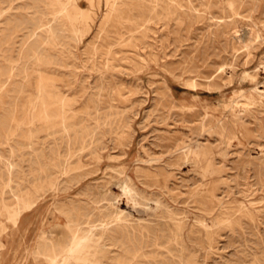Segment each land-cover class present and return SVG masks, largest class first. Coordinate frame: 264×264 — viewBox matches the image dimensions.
Segmentation results:
<instances>
[{
	"label": "rangeland",
	"instance_id": "1",
	"mask_svg": "<svg viewBox=\"0 0 264 264\" xmlns=\"http://www.w3.org/2000/svg\"><path fill=\"white\" fill-rule=\"evenodd\" d=\"M263 91L264 0H0V264L113 228L125 185L148 233L102 264H264Z\"/></svg>",
	"mask_w": 264,
	"mask_h": 264
},
{
	"label": "bare ground",
	"instance_id": "2",
	"mask_svg": "<svg viewBox=\"0 0 264 264\" xmlns=\"http://www.w3.org/2000/svg\"><path fill=\"white\" fill-rule=\"evenodd\" d=\"M46 2V1H45ZM56 2V1H55ZM58 2V1H57ZM68 2H69V0H68ZM74 2V1H73ZM63 3V2H62ZM115 1H113L112 2V7L113 8H115ZM46 4V3H45ZM56 4V3H55ZM65 4V3H64ZM61 5H63V4H61ZM75 5V4H74ZM233 5V4H232ZM60 6V5H59ZM73 6V5H72ZM234 6V5H233ZM50 7V6H49ZM58 7V6H57ZM61 7V6H60ZM71 7V6H70ZM69 7V8H70ZM228 7V6H227ZM54 8V7H53ZM75 8L77 9V6H75ZM62 9V8H61ZM65 9V8H64ZM80 9V8H79ZM110 9H112V8H110ZM230 9V8H229ZM59 10H60V8H59ZM63 11V10H62ZM71 11H72V8H71ZM80 13V12H79ZM3 14V13H2ZM232 16V15H231ZM236 16V15H235ZM67 18V17H66ZM69 21V20H68ZM248 33V32H247ZM224 68V67H223ZM220 71V70H219ZM41 82V81H40ZM188 84V83H187ZM190 84H192V83H190ZM208 84H209V82H208ZM191 87H192V85H190ZM42 87H43V85L42 84H39V87H38V90H39V93H41L42 92ZM251 88H256V87H251ZM234 90V89H233ZM252 90V89H251ZM258 90V89H257ZM253 91V90H252ZM256 92V91H255ZM259 92V91H258ZM264 92V91H263ZM254 93V92H253ZM260 93V92H259ZM54 94V93H53ZM257 94V93H256ZM249 95V94H248ZM42 97V96H41ZM41 97H40V99H41ZM254 98V97H253ZM62 99V98H61ZM43 100V99H42ZM59 100V99H58ZM248 100H250V99H248ZM253 100V99H252ZM41 101V100H40ZM61 101V100H60ZM243 101V100H242ZM255 101V100H254ZM253 101V102H254ZM43 102V101H42ZM41 102V103H42ZM51 103H53V102H51ZM55 103V102H54ZM239 103V102H238ZM252 103V102H251ZM250 104V103H249ZM50 105V104H49ZM252 105V104H251ZM44 106V105H43ZM48 107V106H47ZM46 108V107H45ZM251 108V107H250ZM242 109V108H241ZM44 110V109H43ZM240 111H242V110H240ZM39 112V111H38ZM63 112V111H62ZM45 113V112H44ZM246 113V112H245ZM244 113V114H245ZM251 113V112H250ZM239 114V113H238ZM246 114H248V113H246ZM37 115V114H36ZM209 115V114H208ZM238 116V115H237ZM240 116V115H239ZM225 117V116H224ZM232 117V116H231ZM230 118V117H229ZM233 118V117H232ZM231 118V119H232ZM235 120H236V118H235ZM240 120V119H239ZM242 120V119H241ZM245 120V119H244ZM206 123V122H205ZM229 123V122H228ZM231 123V122H230ZM229 123V124H230ZM222 124V123H221ZM233 124V123H232ZM244 124V123H243ZM224 125V124H223ZM221 128V127H220ZM210 130V129H209ZM201 133H202V131H201ZM192 140V139H191ZM194 141H196V140H194ZM230 141V140H229ZM197 142V141H196ZM185 143V142H184ZM189 143V142H188ZM183 144V141H182V143H181V145ZM190 144H192V143H190ZM181 145H180V147H181ZM198 145V144H197ZM188 146V145H187ZM186 146V147H187ZM192 146V145H191ZM179 147V146H178ZM185 147V146H184ZM183 147V148H184ZM194 147L195 146H193V148H192V150L194 149ZM188 148V147H187ZM186 148V149H187ZM185 149V150H186ZM84 150V149H83ZM185 150H184V152H185ZM187 150H189V148L187 149ZM186 150V151H187ZM183 151V150H182ZM181 152V151H180ZM193 153V152H192ZM191 153V154H192ZM206 153V152H205ZM181 154V153H180ZM188 154H189V152H188ZM188 154H187V157H188ZM185 155V154H184ZM195 155V157H196V153L194 154ZM202 155V154H201ZM184 157V156H183ZM198 157V156H197ZM200 157V156H199ZM198 157V158H199ZM186 158V157H185ZM110 159V158H109ZM204 159V158H203ZM193 160V159H192ZM194 160H195V158H194ZM197 160V159H196ZM200 160V159H199ZM203 161V160H202ZM136 162V161H135ZM194 162V161H193ZM209 163V162H208ZM199 164V163H198ZM210 166V165H209ZM210 168H211V166H210ZM111 169V168H110ZM60 173V172H59ZM117 173V172H116ZM38 175V174H37ZM120 176V175H119ZM114 178V177H113ZM112 178V179H113ZM206 182V181H205ZM47 184V183H46ZM50 184H52V183H50ZM55 184V183H54ZM121 185V184H120ZM41 187V186H40ZM47 187V186H46ZM49 187V186H48ZM49 188H51V187H49ZM53 188H54V185H53ZM121 188V189H120ZM119 188V195H117V197L118 196H120L123 200H121V199H119V200H121V202H123L125 205H126V208L125 209H127V211L126 212H118L117 211V208L116 207H118V206H114V208H116L114 211L116 212V214H120V216L119 217H116V219H115V223H114V226L113 225H111V226H113V228H111L110 226H109V224L108 223H105V221H103L105 224H103V225H100V227L99 228H89L88 226H87V228H89V229H87L86 231H83V232H80L78 229V231H76V232H74V233H72V235L70 236V239L68 240V243L66 242V244H64V243H62L63 245H60V246H58V244H56V243H53V242H49L50 243V248L46 251V252H44V253H42V255H44L45 256V258H46V260H47V262H48V264H102V260H101V257L103 256V251H104V247H105V244H103L102 242H103V240L105 239V236L111 231V232H113V230H115V232L116 231H120V233H122L121 235H124V234H135L137 231V233H141V234H144V233H148V228H147V226L144 224V220L143 221H139V222H137L136 223V225H134V224H132V223H130V220H129V216L130 217H132L133 216V214L132 213H134V212H132V211H134L135 210V208H133V207H131V209H133V210H131V209H129V206H130V204H131V199H132V196L133 195H135V194H132V191L125 185V186H121ZM37 189V188H36ZM47 189V188H46ZM40 190V189H39ZM49 190V189H48ZM55 190V189H54ZM37 191V190H36ZM45 191V190H44ZM35 192V191H34ZM36 193V192H35ZM207 194V193H206ZM197 195H198V193H197ZM25 196H26V194H25ZM35 196V195H34ZM33 196V197H34ZM138 196H139V194H138ZM200 196V195H199ZM206 196V195H205ZM116 197V196H115ZM138 198V197H137ZM27 199V198H26ZM104 199V198H103ZM113 199V198H112ZM111 199V200H112ZM118 199V198H117ZM202 199V198H201ZM16 200V199H15ZM21 201H23L22 199H21ZM105 201V200H104ZM115 201V200H114ZM143 201H145V199H143ZM158 201H160V200H158ZM15 202H17V201H15ZM112 202V201H111ZM133 202V201H132ZM209 202V201H208ZM211 202V201H210ZM20 203V202H19ZM23 203H24V201H23ZM22 203V204H23ZM27 203V202H26ZM134 203V202H133ZM132 203V204H133ZM212 203V202H211ZM21 204V205H22ZM30 204H31V202H30ZM131 204V205H132ZM210 204V203H209ZM209 204H207V205H209ZM17 205V204H16ZM36 205V204H35ZM109 205V204H108ZM5 209L7 208V206L5 205V204H3L2 205ZM1 206V207H2ZM15 206V205H14ZM20 206V205H19ZM111 206V205H110ZM113 206V205H112ZM119 206H121V205H119ZM122 206H124V205H122ZM136 206V205H135ZM153 206V205H152ZM212 207H213V205H211ZM10 207V206H9ZM21 207V206H20ZM75 207V206H74ZM157 207V206H156ZM161 207V206H160ZM19 208V207H18ZM26 208H28L29 209V205H27L25 208H24V210L26 209ZM70 208H72V207H70ZM76 208V207H75ZM111 208V207H110ZM113 208V207H112ZM112 208H111V210H112ZM121 208H124V207H121ZM120 208V209H121ZM17 209V208H16ZM20 209V208H19ZM21 209H23V208H21ZM107 209V208H106ZM140 209V208H139ZM143 211L144 212H147L148 210H150L148 207H146V206H144L143 208ZM158 209V208H157ZM72 210H74V209H72ZM119 210V209H118ZM124 209H121V210H119V211H123ZM152 210V209H151ZM160 210V209H159ZM203 210H205V209H203ZM3 211V210H2ZM5 211V210H4ZM7 211V210H6ZM10 211H13V210H10ZM17 211H19V210H16V212L14 213V211H13V213H10L9 212V217H10V220L13 222V224H15L16 223V221H17V217H18V215H19V213H20V211L19 212H17ZM23 211V210H22ZM71 211V210H70ZM157 211V210H156ZM168 211V210H167ZM206 211V210H205ZM209 211V210H208ZM110 212V211H109ZM112 212V211H111ZM153 212V211H152ZM170 212H171V210H170ZM210 212V211H209ZM7 213V212H6ZM141 213H143V212H141ZM150 213V212H149ZM169 213V212H168ZM69 214V213H68ZM105 214H106V212H105ZM113 214V213H112ZM111 214V215H112ZM151 214V213H150ZM166 214V213H165ZM103 215H104V213H103ZM145 215V214H144ZM148 215V214H147ZM162 215H164V214H162ZM173 215V214H172ZM110 216V215H109ZM117 216V215H116ZM155 216V215H154ZM158 216H160V215H158ZM37 217V216H36ZM114 217V216H113ZM150 217V216H149ZM105 218V217H104ZM108 218V217H107ZM171 218H173L174 219V215H173V217L171 216ZM179 218V217H178ZM220 218V217H219ZM71 219V218H70ZM102 219V218H101ZM106 219V218H105ZM147 219V218H146ZM161 219V218H160ZM176 219V218H175ZM174 219V220H175ZM103 220V219H102ZM169 220H170V217H169ZM88 221V220H87ZM86 221V222H87ZM109 221V220H108ZM113 221H114V219H113ZM171 221V223H172V219L170 220ZM179 221V220H178ZM185 221H186V219H185ZM197 221V220H196ZM199 221V220H198ZM217 221V220H216ZM222 221H226L225 219L224 220H222ZM95 222V221H94ZM93 222V223H94ZM101 222V221H100ZM143 222V223H142ZM147 222V221H146ZM163 222V221H162ZM174 222V221H173ZM201 222V221H200ZM199 222V223H200ZM135 223V222H134ZM156 223V222H155ZM182 223V222H181ZM185 223V222H184ZM228 223H230V222H228ZM77 224V223H76ZM79 224V223H78ZM154 224V223H153ZM173 224V223H172ZM176 224V232L175 233H172L173 234V237L174 238H178L179 237V235L181 234V226H182V224L180 225V223H175ZM198 224V223H197ZM213 224V223H212ZM219 224V223H218ZM227 224V223H226ZM70 225V224H69ZM99 225V224H98ZM171 225V224H170ZM199 225V224H198ZM203 225V224H202ZM227 225H229V224H227ZM17 226V225H16ZM74 226V225H73ZM162 226V225H161ZM160 226V227H161ZM165 226V225H164ZM168 226V225H167ZM172 227V226H171ZM208 227H210V226H208ZM67 228V227H66ZM73 228V227H72ZM76 228V226H74V229ZM78 228H79V226H78ZM86 228V227H85ZM207 228V227H206ZM80 229V228H79ZM82 229H84V227L82 228ZM160 229V228H159ZM168 229V228H167ZM203 229V228H202ZM213 229V228H212ZM67 230H68V228H67ZM85 230V229H84ZM153 230V229H152ZM163 230H165V227H164V229ZM172 230H173V228H172ZM205 229H203V231H204ZM207 230V229H206ZM69 231V230H68ZM162 231V230H161ZM166 231V230H165ZM210 231V230H209ZM171 232V231H170ZM194 232V231H193ZM204 233V232H203ZM154 234V233H153ZM179 234V235H178ZM112 235H113V233H112ZM147 235V234H146ZM171 235V234H170ZM134 236H136V235H134ZM172 236V235H171ZM41 237V236H40ZM44 237H45V235H44ZM140 237V236H139ZM146 237V236H145ZM47 238V237H46ZM69 238V237H68ZM107 238V237H106ZM136 238V237H135ZM147 238V237H146ZM171 238V237H170ZM48 239V238H47ZM47 239H45V240H47ZM118 239V238H117ZM133 239H134V237H133ZM132 239V242H134L135 240H133ZM140 239V238H139ZM142 239V238H141ZM145 239V238H144ZM166 239V238H165ZM168 239V238H167ZM172 239V238H171ZM179 239V238H178ZM211 239V238H210ZM43 240V239H42ZM107 240V239H106ZM175 240V239H174ZM173 240V241H174ZM109 241V240H108ZM107 241V242H108ZM111 241H113V240H111ZM117 241V240H116ZM167 241V240H166ZM176 241H177V239H176ZM42 242V241H41ZM64 242H65V240H64ZM146 242V241H145ZM45 243V242H44ZM44 243H42V245L44 244ZM47 243V242H46ZM114 243H115V241H114ZM118 243H120V242H118ZM136 243V242H135ZM150 243V242H149ZM158 243V242H157ZM40 244V243H39ZM130 244V243H129ZM182 244V243H181ZM120 245V244H119ZM149 245V244H148ZM151 245V244H150ZM176 245V244H175ZM122 247H124L123 245H121ZM131 246V245H130ZM177 246V245H176ZM22 247V246H21ZM36 247V246H35ZM41 247V246H40ZM45 247V246H44ZM120 247V246H119ZM128 247V246H127ZM132 247V246H131ZM130 247V248H131ZM137 247V246H136ZM135 247V248H136ZM158 247V246H157ZM183 247V246H182ZM109 248V247H108ZM129 248V247H128ZM138 248V247H137ZM167 248H169V247H167ZM36 249V248H35ZM42 250H43V248H41ZM46 249V248H45ZM122 249V248H121ZM139 249H140V247H139ZM159 249V248H158ZM181 249V248H180ZM32 249H30V251H31ZM34 250V249H33ZM112 250V249H111ZM117 250H119V248H117ZM129 250V249H128ZM174 250V249H173ZM176 250V249H175ZM41 251V250H40ZM45 251V250H44ZM124 251H125V249H124ZM122 252V251H121ZM167 252V251H166ZM32 253V252H31ZM41 253V252H40ZM39 253V254H40ZM131 253H133V251L131 252ZM122 254V256H123V253H121ZM32 255V254H31ZM41 255V254H40ZM118 255V254H117ZM134 255H136L135 254V252H134ZM138 255V254H137ZM144 255V254H143ZM35 256V255H34ZM113 256V255H112ZM124 257H126V254L124 255ZM137 257V256H136ZM142 257V256H141ZM140 257V258H141ZM144 257H145V255H144ZM179 257H181V256H179ZM34 258V257H33ZM44 258V257H43ZM109 258V257H108ZM128 258H131V257H128ZM168 258V257H167ZM35 259H37L36 257H35ZM116 259V258H115ZM121 259V258H120ZM146 259V258H145ZM43 260H45V259H43ZM45 260V261H46ZM118 260V259H117ZM122 260V259H121ZM140 260V259H139ZM143 260V259H142ZM153 260V259H152ZM151 260V261H152ZM168 260V259H167ZM173 260V259H172ZM179 260V259H178ZM127 261V260H126ZM137 261V260H136ZM158 261V260H157ZM192 261V260H191ZM15 262V261H14ZM117 262V261H116ZM116 262H114V263H116ZM138 262H140V261H138ZM154 262V261H153ZM152 262V263H153ZM159 262V261H158ZM174 262V261H173ZM178 262V261H177ZM122 263V262H121ZM160 263V262H159ZM134 264V263H133ZM137 264V263H136ZM151 264V263H150ZM162 264V263H161ZM178 264H183V262L182 261H180L179 260V263ZM186 264V263H185ZM189 264V263H188Z\"/></svg>",
	"mask_w": 264,
	"mask_h": 264
}]
</instances>
